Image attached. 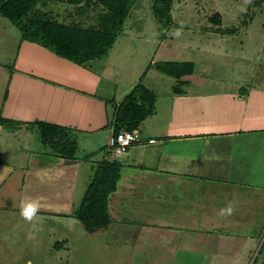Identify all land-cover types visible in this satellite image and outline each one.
Returning a JSON list of instances; mask_svg holds the SVG:
<instances>
[{
    "label": "crops",
    "instance_id": "1",
    "mask_svg": "<svg viewBox=\"0 0 264 264\" xmlns=\"http://www.w3.org/2000/svg\"><path fill=\"white\" fill-rule=\"evenodd\" d=\"M256 5L255 12L264 2ZM258 18L264 55L263 13L254 22ZM14 28L0 17V248L10 249L0 258L61 264L66 254H77L85 264H245L254 245L248 197H222L225 189L217 185L250 184L252 156L243 145L247 138H240L247 132L205 123L209 108L216 111L211 99L222 100V94L204 93L207 79H174L163 89L164 77L151 73L163 97L155 92V111L137 129L139 141L115 157L108 145L115 108L156 71L132 66L123 73L124 52L133 56L141 46L136 33L124 30L106 56L78 66L21 40ZM236 96L263 102L264 91ZM37 121L72 129L74 156L36 150ZM229 137L232 143L239 137L246 148L224 153ZM102 160L117 161L120 177L108 198L109 224L90 234L72 213ZM28 198L41 205L31 222L19 214ZM229 204L232 213L221 216Z\"/></svg>",
    "mask_w": 264,
    "mask_h": 264
},
{
    "label": "rangeland",
    "instance_id": "2",
    "mask_svg": "<svg viewBox=\"0 0 264 264\" xmlns=\"http://www.w3.org/2000/svg\"><path fill=\"white\" fill-rule=\"evenodd\" d=\"M260 2L264 0H251L249 3H245V0H173L169 17L159 24L152 12L154 0H135L124 30L136 33L141 46L133 56L129 55L131 52L125 51L121 59L124 74L132 66L141 68V72L154 69L152 66L148 68V65L158 61L189 60L197 63L193 74L183 78L207 79L209 84L203 88L204 93L210 96L222 94V100L219 97L211 99L210 105L215 106L216 111L209 108L205 123L214 130H238L233 134L247 132L240 138H247L243 143L249 148L247 154L251 150V183L217 185L225 189L220 193L222 197L229 195L237 201H240L241 194L248 197L246 219L254 222V245L245 264H264V128L258 129L264 126V98L263 102L254 98H246V101L236 98V95L239 97L250 91H264V55L260 53L261 23L259 18L258 22H254L258 11L264 15V7L257 8V12L253 9ZM36 10L46 19L83 28H100L102 19L108 13L98 0H86L76 5L48 1L38 5ZM177 32L179 35H176ZM196 51L199 52L196 54ZM152 60L155 62L151 63ZM152 71H147L143 84L148 89L154 88L153 93L157 92L158 97L162 98L163 95L153 86L156 79L152 78L151 73L164 77L163 89L174 79ZM37 135L36 150L49 153L50 147L40 143ZM240 138L236 137V142L232 143L231 139H235L229 137L231 145L224 144L222 151L227 153L235 150V145L244 147ZM7 251L10 249L0 248L4 256H9ZM79 257L77 254H66L61 264H85L84 260L79 261ZM96 261L100 264L99 260ZM0 264L8 263L0 258Z\"/></svg>",
    "mask_w": 264,
    "mask_h": 264
},
{
    "label": "trees",
    "instance_id": "3",
    "mask_svg": "<svg viewBox=\"0 0 264 264\" xmlns=\"http://www.w3.org/2000/svg\"><path fill=\"white\" fill-rule=\"evenodd\" d=\"M46 1L80 4L86 0H0V17L7 19L20 32L21 40L35 43L56 56L78 66L104 57L124 31L131 5L135 0H98L108 12L100 28H83L46 19L37 6ZM173 0H154L152 12L155 20L162 24L171 12ZM175 80L193 74L192 61H158L149 67ZM174 91L177 87L173 88ZM155 94L141 80L115 108L113 134L121 130L132 131L155 111ZM4 123V119L0 118ZM39 138L50 150L63 157H73L77 147L74 131L46 122H34ZM121 165L117 161L102 160L93 166V174L72 216L87 233L106 227L110 222L108 198L116 189Z\"/></svg>",
    "mask_w": 264,
    "mask_h": 264
},
{
    "label": "built area",
    "instance_id": "4",
    "mask_svg": "<svg viewBox=\"0 0 264 264\" xmlns=\"http://www.w3.org/2000/svg\"><path fill=\"white\" fill-rule=\"evenodd\" d=\"M139 141V132L138 130H121L117 134H113V136L109 140V151L110 153L115 156H121L123 154H127L130 147ZM150 143L153 142V140L149 141Z\"/></svg>",
    "mask_w": 264,
    "mask_h": 264
},
{
    "label": "clouds",
    "instance_id": "5",
    "mask_svg": "<svg viewBox=\"0 0 264 264\" xmlns=\"http://www.w3.org/2000/svg\"><path fill=\"white\" fill-rule=\"evenodd\" d=\"M249 2H251V0H245V3H249ZM176 35H179V32H177ZM40 207L41 205L39 199L28 198L20 202L19 214L26 222H31L37 216V213L40 211ZM231 213H232V207L230 204L225 208H222L219 212L221 216L230 215Z\"/></svg>",
    "mask_w": 264,
    "mask_h": 264
}]
</instances>
